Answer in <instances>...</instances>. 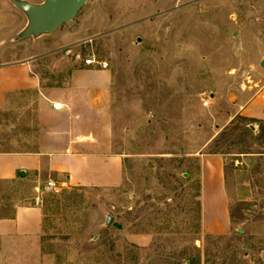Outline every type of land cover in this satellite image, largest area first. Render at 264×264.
<instances>
[{
  "label": "rangeland",
  "instance_id": "1",
  "mask_svg": "<svg viewBox=\"0 0 264 264\" xmlns=\"http://www.w3.org/2000/svg\"><path fill=\"white\" fill-rule=\"evenodd\" d=\"M28 25L13 0H0V66L40 57L44 82L55 84L75 56L109 62L124 178L114 188L61 184L59 195L0 183V216L38 199L45 215L39 243L0 264H264V123L244 114L264 88V0H88L53 34L23 39ZM78 30L94 38L45 54ZM36 99L13 95L0 112V150L35 147ZM207 155L225 159V235L202 231Z\"/></svg>",
  "mask_w": 264,
  "mask_h": 264
},
{
  "label": "crops",
  "instance_id": "2",
  "mask_svg": "<svg viewBox=\"0 0 264 264\" xmlns=\"http://www.w3.org/2000/svg\"><path fill=\"white\" fill-rule=\"evenodd\" d=\"M92 38L91 32H70L46 47L45 54L50 49L72 50ZM39 58L0 66V112L8 109L16 94L35 93L38 105L35 147L0 150V183H34L41 189L42 181L53 179L67 187H118L125 168L124 157L114 147L112 70L85 66L75 56L60 83L46 84ZM56 104L61 107L56 109ZM244 114L264 121V88L244 107ZM200 166L202 231L225 235L232 227L225 159L207 155L200 159ZM44 218L36 200L1 215L0 261H14L22 248L35 247L44 232Z\"/></svg>",
  "mask_w": 264,
  "mask_h": 264
},
{
  "label": "water",
  "instance_id": "3",
  "mask_svg": "<svg viewBox=\"0 0 264 264\" xmlns=\"http://www.w3.org/2000/svg\"><path fill=\"white\" fill-rule=\"evenodd\" d=\"M13 2L29 18V25L21 36L26 39L53 34L65 24L75 20L88 0H46L43 4H31L19 0ZM22 176H24L23 172ZM110 220L109 217L108 224Z\"/></svg>",
  "mask_w": 264,
  "mask_h": 264
},
{
  "label": "built area",
  "instance_id": "4",
  "mask_svg": "<svg viewBox=\"0 0 264 264\" xmlns=\"http://www.w3.org/2000/svg\"><path fill=\"white\" fill-rule=\"evenodd\" d=\"M83 62H84V65L85 66H96V67H99L100 69H103V70H107L110 67L109 62H107L106 60H103L95 52L92 53V54H90ZM54 107L56 109H59L61 107V105L56 104V105H54ZM42 189L44 191L49 192V193H52L54 195H59L63 191L62 186H61V183H58L57 181H55L53 179L48 180L44 184V186H43ZM37 203L40 204L41 203V200L38 199L37 200Z\"/></svg>",
  "mask_w": 264,
  "mask_h": 264
},
{
  "label": "trees",
  "instance_id": "5",
  "mask_svg": "<svg viewBox=\"0 0 264 264\" xmlns=\"http://www.w3.org/2000/svg\"><path fill=\"white\" fill-rule=\"evenodd\" d=\"M251 121H254V122H260V123H264V121L257 120V119H251ZM262 131L264 132V130H263V129H262Z\"/></svg>",
  "mask_w": 264,
  "mask_h": 264
}]
</instances>
